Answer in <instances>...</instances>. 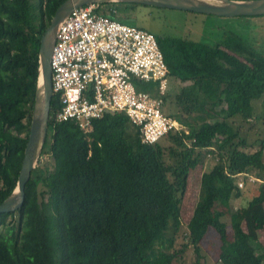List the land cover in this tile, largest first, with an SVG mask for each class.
Returning a JSON list of instances; mask_svg holds the SVG:
<instances>
[{"label":"trees","instance_id":"obj_1","mask_svg":"<svg viewBox=\"0 0 264 264\" xmlns=\"http://www.w3.org/2000/svg\"><path fill=\"white\" fill-rule=\"evenodd\" d=\"M63 1L0 0V203L21 167L40 39ZM152 7L111 2L99 3L98 11L138 27L132 13ZM153 34L168 74L189 82L176 105L198 123L152 144L141 142L121 113L92 119L91 131L83 132L74 121L53 120L54 94L41 150L51 163L31 170L19 208L0 213V264H172L182 250L172 244L187 174L206 154L215 162L201 174L185 234L192 264H204L199 243L209 228L227 243L221 264H264V128L257 149L247 151L241 125H234L235 116L252 118L253 102L264 96V56L234 33L214 44ZM242 173L261 182L257 194L232 210L231 199L240 196L235 176ZM39 182L46 187L40 206Z\"/></svg>","mask_w":264,"mask_h":264},{"label":"built area","instance_id":"obj_2","mask_svg":"<svg viewBox=\"0 0 264 264\" xmlns=\"http://www.w3.org/2000/svg\"><path fill=\"white\" fill-rule=\"evenodd\" d=\"M98 3L74 8L59 24L49 56L51 86L59 107L55 121H74L83 132L91 120L121 113L139 130L140 140L152 144L178 123L162 112L168 68L155 35L98 11ZM153 82L142 89V83ZM242 189L261 180L237 174Z\"/></svg>","mask_w":264,"mask_h":264},{"label":"rangeland","instance_id":"obj_3","mask_svg":"<svg viewBox=\"0 0 264 264\" xmlns=\"http://www.w3.org/2000/svg\"><path fill=\"white\" fill-rule=\"evenodd\" d=\"M104 9L105 11H109L110 6L104 7ZM132 16L135 17V25L140 28L163 36L186 38L195 42L214 44L226 39L230 33H234L243 42L251 45L264 56V15L217 16L171 8L152 7L147 13L144 9H141L133 12ZM188 83L181 82L176 77L168 74L165 99L161 108L162 112L176 121L179 129L184 131L188 130L190 125L198 123L195 121L194 114L187 115L181 113L174 101L175 95ZM235 117L234 125H241L240 134L245 141L242 146L243 149L247 151L256 150L257 144L255 139L260 137L264 128V96L259 97L253 102L252 118L243 121L238 116ZM214 162V156L206 154L202 162L188 171L186 187L181 197V226L179 231L174 235L172 244V250H182L174 258L172 264H192L195 260L193 246L191 244L185 245L187 243L185 234L188 232L192 211L197 200L201 174L209 169ZM44 163H51L48 154H41L36 165ZM258 186V181L246 182L245 186L239 189L240 196L231 199V209L234 210L240 206H244L252 196L258 193ZM226 244L221 242L214 229L209 228L199 243L201 260L204 264H221L218 262V255L223 249L227 248Z\"/></svg>","mask_w":264,"mask_h":264},{"label":"water","instance_id":"obj_4","mask_svg":"<svg viewBox=\"0 0 264 264\" xmlns=\"http://www.w3.org/2000/svg\"><path fill=\"white\" fill-rule=\"evenodd\" d=\"M137 3L160 8H171L217 16L264 15V0H64L55 10L50 23L40 39L38 51L39 75L32 110L27 141L17 183L13 191L0 203V213L19 208L25 197V183L36 166L47 135V126L52 98L51 69L49 56L55 39L57 26L74 8L88 3ZM47 41L49 42L47 44ZM46 187L39 182L36 197L39 206L41 191Z\"/></svg>","mask_w":264,"mask_h":264},{"label":"bare ground","instance_id":"obj_5","mask_svg":"<svg viewBox=\"0 0 264 264\" xmlns=\"http://www.w3.org/2000/svg\"><path fill=\"white\" fill-rule=\"evenodd\" d=\"M56 31V30H55ZM49 42L47 41V44H48Z\"/></svg>","mask_w":264,"mask_h":264}]
</instances>
